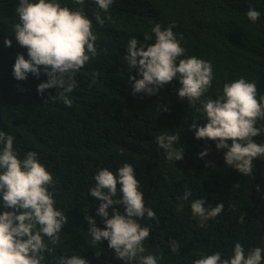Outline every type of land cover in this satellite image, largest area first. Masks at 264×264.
I'll use <instances>...</instances> for the list:
<instances>
[{"label":"trees","instance_id":"trees-1","mask_svg":"<svg viewBox=\"0 0 264 264\" xmlns=\"http://www.w3.org/2000/svg\"><path fill=\"white\" fill-rule=\"evenodd\" d=\"M18 2L0 0V131L14 136L20 158L28 151L37 152L55 180L54 189L50 188L55 207L68 216L60 243L52 255L45 253L44 264H55L60 255H80L89 264H124L106 239L92 243L86 216L103 222L97 215L100 201L90 195L95 174L102 168L115 174L125 163L133 165L145 204L159 220L138 221L151 230L143 255L155 256L157 264H193L215 252L228 258L236 242L246 253L264 248V159L253 161L250 176L227 166V149L218 150L214 141L195 138L189 125L194 119L201 125L207 121L198 111L199 102L190 106L187 98H179V80L155 95H133L129 77H141L124 59L131 38L146 46L155 42L156 24L162 28L174 24L185 57L213 65L212 87L205 99H216L225 83L241 77L255 82L259 99L264 96V0H114L108 12L99 9L95 0H85L84 14L92 20L99 54L75 74L71 107L49 99L57 94L56 88L38 93L37 86L48 79L42 66L39 77L29 73L26 80L14 78L17 55L28 58L13 32L19 22ZM58 2L71 10L81 7L73 0ZM250 8L260 12L256 22L247 17ZM97 12L105 20L103 26L95 20ZM146 34L152 39L145 40ZM6 38L12 41L10 47L5 46ZM163 106L167 111H161ZM256 126H264V120ZM161 134L180 136L174 146L184 150L182 160L166 159L155 140ZM253 139L264 145V131ZM206 148L207 155L199 157ZM185 189L191 190V197L182 201ZM198 198L205 200V207L224 204L221 214L203 228L190 207ZM181 203L183 209L178 211ZM4 210L0 204V212ZM173 239L180 244L175 254L169 247Z\"/></svg>","mask_w":264,"mask_h":264},{"label":"clouds","instance_id":"clouds-1","mask_svg":"<svg viewBox=\"0 0 264 264\" xmlns=\"http://www.w3.org/2000/svg\"><path fill=\"white\" fill-rule=\"evenodd\" d=\"M73 3L81 7L71 10L58 0H19L15 9L19 22L13 26L17 42L27 49L28 55L27 59L22 53L17 55L14 78L26 80L29 73L39 77L42 66L48 79L37 86L38 93L56 88L57 94L49 99L62 100L68 107L72 106L69 94L77 86L75 74L99 54L92 20L84 14L85 0H73ZM95 3L103 12H108L114 0H95ZM247 17L256 22L260 12L250 8ZM95 20L100 26L105 23L99 12L95 14ZM173 27L174 24L166 28L156 24L152 28L155 42L146 46L138 45L136 38L128 41L124 59L128 68L138 70L141 77H129L132 94L155 95L163 86L178 79L181 85L179 98H187L190 106L199 102L198 111L207 121L201 125L197 123L199 119H194L189 125L195 130V138L214 141L218 150L227 149L224 153L226 165L246 176L253 175V161L264 159V145L253 139L264 131V126H256L259 120H264V96L258 99L255 82L241 77L225 83L222 95L216 99H205L212 87L213 65L202 58L185 57V48L180 43L182 37L177 38ZM151 39L150 35H145V40ZM4 43L10 47L12 41L6 38ZM161 111H167V108L163 106ZM155 140L165 151L166 159H183L184 150L174 146L180 140L179 135L161 134ZM207 153L206 148L198 156L202 158ZM94 180L90 195L100 201L97 215L103 222L86 216L92 243L106 239L115 257L124 264H157L155 256L143 255L146 251L144 241L151 230L138 221L145 217L157 220V223L159 220L145 204L133 165L125 163L115 174L102 168ZM54 185L53 174L40 163L37 152L28 151L20 158L14 148V136L0 131V204L6 209L0 212V264H44L45 253H54L61 240L62 228L68 223V216L55 207L54 191L50 190ZM190 197L191 190L185 189L181 200L187 201ZM205 203L203 198H198L190 205L201 228L224 209L222 202L216 203L215 207H205ZM182 209L183 203L177 207L178 211ZM169 247L175 254L179 252L180 244L173 239ZM262 253L264 248L261 247L246 253L236 242L230 257L222 258L220 252H215L202 255L193 264H262ZM100 254L101 251H97L96 255ZM55 264L89 262L80 255H60L55 257Z\"/></svg>","mask_w":264,"mask_h":264}]
</instances>
